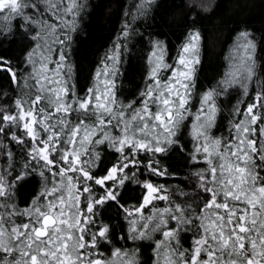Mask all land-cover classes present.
I'll return each instance as SVG.
<instances>
[{"label":"snow or ice","instance_id":"obj_1","mask_svg":"<svg viewBox=\"0 0 264 264\" xmlns=\"http://www.w3.org/2000/svg\"><path fill=\"white\" fill-rule=\"evenodd\" d=\"M90 7L0 0V264H264V23L203 77L216 0H137L80 89Z\"/></svg>","mask_w":264,"mask_h":264},{"label":"trees","instance_id":"obj_2","mask_svg":"<svg viewBox=\"0 0 264 264\" xmlns=\"http://www.w3.org/2000/svg\"><path fill=\"white\" fill-rule=\"evenodd\" d=\"M137 0H89L91 16L86 17V37L76 39L72 58L76 64L74 73L77 87L82 89L90 80L92 73L102 56L104 49L110 44L120 27L122 13L129 11ZM171 4L174 0H164ZM179 3V0H175ZM241 22L260 27L264 23V0H216V7L200 17L199 27L203 36L201 45V75L211 77L227 68L228 49L231 46L232 30ZM168 33L169 48L167 56L172 62L179 53L185 40L186 25L176 18V22L164 29ZM0 54L17 56L13 48ZM143 64L140 61L129 69L128 78L124 80L126 87H131L133 78L139 81ZM6 73L0 72V88L8 85Z\"/></svg>","mask_w":264,"mask_h":264}]
</instances>
